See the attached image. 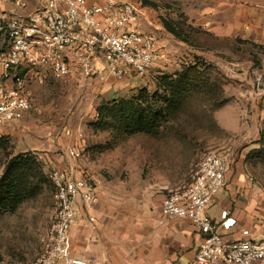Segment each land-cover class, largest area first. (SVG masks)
<instances>
[{"label":"rangeland","instance_id":"rangeland-1","mask_svg":"<svg viewBox=\"0 0 264 264\" xmlns=\"http://www.w3.org/2000/svg\"><path fill=\"white\" fill-rule=\"evenodd\" d=\"M129 1L153 25H162L152 30L167 45L168 63L145 77L117 79L102 70L32 84V109L0 126V180L17 157L28 192L22 203L0 211V264L33 262L41 255L40 239L55 213L52 168L89 176L96 185L98 200L90 213L95 221L86 215L73 228L70 244L99 263L96 249L109 257L141 245L148 218L160 217L163 197L190 183L208 150L230 156L218 199L231 189L233 205L255 200L257 223L263 225L264 0ZM164 20L179 33L168 31ZM191 64L208 84L179 97L174 109L161 113L157 129L126 133L120 121L113 122L122 101L134 96L145 102L146 89L150 96L164 94L167 83ZM159 105L168 106L162 99ZM69 147L79 156H70ZM220 209L216 203L209 214L218 217Z\"/></svg>","mask_w":264,"mask_h":264},{"label":"built area","instance_id":"built-area-1","mask_svg":"<svg viewBox=\"0 0 264 264\" xmlns=\"http://www.w3.org/2000/svg\"><path fill=\"white\" fill-rule=\"evenodd\" d=\"M146 14L128 0H39L25 16L0 13V126L33 107V83L48 78L63 80L102 70L117 79L145 77L159 64L168 63L167 45ZM70 156L79 152L69 147ZM230 156L219 150L200 155L190 183L168 191L160 213L164 222L187 220L201 233L192 264H264V232L248 228L242 237L229 239L219 229L237 225L231 212H221V221L207 209L226 185ZM55 213L40 239L41 255L18 264H100L76 254L70 238L74 227L89 215L98 200L92 178L70 169L52 168Z\"/></svg>","mask_w":264,"mask_h":264},{"label":"crops","instance_id":"crops-1","mask_svg":"<svg viewBox=\"0 0 264 264\" xmlns=\"http://www.w3.org/2000/svg\"><path fill=\"white\" fill-rule=\"evenodd\" d=\"M38 2L39 0H35L34 3L30 0H0V13L6 16H25L33 11ZM87 2L88 4H100L103 0H87ZM146 17L151 18L147 14ZM154 26L156 30L158 27L163 29L162 25L155 22ZM224 192L227 194L226 198L218 199L217 196L207 209V215L212 220L220 222L221 212L229 210L233 212L231 215L236 218L237 225L230 230L220 228L219 231L229 239L241 238V230L244 228L260 236L264 232V222L263 225L257 223L260 211L255 208V200L249 202L238 200L233 205L228 200V194H232L233 190ZM216 203L221 206L218 217L209 214ZM201 238V233L190 221L178 219L164 222L160 214L158 218H148L145 236L141 238L143 241L138 248L126 249L123 254L111 251L108 253L109 257L101 253L99 249L95 252L100 257L99 260L102 262L100 264H192Z\"/></svg>","mask_w":264,"mask_h":264},{"label":"trees","instance_id":"trees-1","mask_svg":"<svg viewBox=\"0 0 264 264\" xmlns=\"http://www.w3.org/2000/svg\"><path fill=\"white\" fill-rule=\"evenodd\" d=\"M146 4L150 3L144 0ZM152 4V3H150ZM154 5V4H153ZM164 26L168 31L178 34L175 26L169 22L163 21ZM169 77L163 78L166 82ZM208 84V79L197 66L189 65L183 67L182 72L178 77L165 86L164 94H153L150 96L148 89L141 92L145 94V102L137 101L136 97L129 98L128 101H122L118 111L112 116L122 125L126 133H134L136 131H152L160 125L161 113L175 108L174 104L179 97L185 95L191 88L202 90ZM151 98V99H150ZM164 100L167 103V108L159 105V100ZM146 105V106H143ZM149 114H145V113ZM103 111L101 110V114ZM151 113V114H150ZM259 153V152H258ZM23 161V160H22ZM23 165L19 158L14 157L10 160L6 167L5 173L0 180V211L9 210L16 207L27 196V190L23 187L21 178L24 176ZM23 175V176H22Z\"/></svg>","mask_w":264,"mask_h":264}]
</instances>
